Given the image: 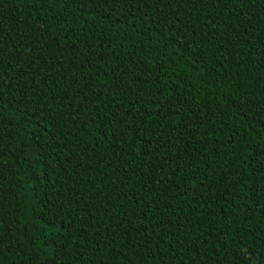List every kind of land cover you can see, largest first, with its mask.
Returning a JSON list of instances; mask_svg holds the SVG:
<instances>
[{
	"label": "trees",
	"instance_id": "1",
	"mask_svg": "<svg viewBox=\"0 0 264 264\" xmlns=\"http://www.w3.org/2000/svg\"><path fill=\"white\" fill-rule=\"evenodd\" d=\"M0 50V264H264V0H0Z\"/></svg>",
	"mask_w": 264,
	"mask_h": 264
},
{
	"label": "snow or ice",
	"instance_id": "2",
	"mask_svg": "<svg viewBox=\"0 0 264 264\" xmlns=\"http://www.w3.org/2000/svg\"><path fill=\"white\" fill-rule=\"evenodd\" d=\"M4 62H6V61L4 60L2 50H0V63H4ZM9 66H11V65H9ZM246 264H247V262H246Z\"/></svg>",
	"mask_w": 264,
	"mask_h": 264
}]
</instances>
